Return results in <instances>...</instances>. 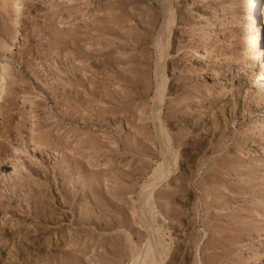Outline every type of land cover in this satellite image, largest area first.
Here are the masks:
<instances>
[{"label": "rangeland", "instance_id": "374dc122", "mask_svg": "<svg viewBox=\"0 0 264 264\" xmlns=\"http://www.w3.org/2000/svg\"><path fill=\"white\" fill-rule=\"evenodd\" d=\"M8 1H0L5 6H0V148L24 157L32 150L31 136L59 131L62 149L45 151L43 164L53 167L60 153L72 154L81 161V173L69 175L64 188L60 176L47 186L34 185L44 198L24 199L32 189L7 186L13 168L0 169V264H71L82 255L83 264H105L98 257L116 246H124L126 254L131 232L142 229L136 192L154 165V152L145 145L158 150L148 111L155 89L152 41L161 21L158 3ZM172 1L177 24L166 75L174 101L164 108V118L179 136L181 171L161 189L165 195L156 196L163 211H173L174 205L181 213L180 223L169 217L175 240L169 264L207 263L204 252L209 256L218 249V256L229 255L218 264H264V98L251 94L250 75L243 68L250 58L256 68L255 27L243 12L249 0ZM258 17L264 24V15ZM250 143L253 148L245 151ZM2 154L0 163H7ZM90 171L100 176L95 197L80 182ZM197 179L209 183L203 189ZM181 181L190 190L166 198ZM71 188H76L73 196L62 199ZM100 201L114 206L111 211L100 208L110 212L104 213L107 224L84 233L76 215ZM33 204L41 209L39 215L32 214ZM10 216L22 225L9 227ZM205 244L222 247L216 251ZM80 249L87 252L76 253Z\"/></svg>", "mask_w": 264, "mask_h": 264}, {"label": "bare ground", "instance_id": "6f19581e", "mask_svg": "<svg viewBox=\"0 0 264 264\" xmlns=\"http://www.w3.org/2000/svg\"><path fill=\"white\" fill-rule=\"evenodd\" d=\"M0 1L2 3L5 0H3V1L0 0ZM6 1L9 2L8 0H6ZM156 1L158 3L159 9H160V17H161L160 19H161V21H160L159 27H157L158 29H157L156 34H155V36L153 38V41H152V45H153V48H154V57H155L154 61H153L154 62L153 63L154 64V74L153 75H154V82H155L154 88L155 89L153 90L154 91L153 94L150 96V103H149L150 105L149 106L147 105V106L149 107L148 111H149V115H150V118H151V124H152L151 128H152V131L154 133V136H153L154 137V143L157 144L158 150L155 149V148H154L155 149L154 150L153 148L149 147V145L148 146L145 145V149L148 147V149H150L149 151L152 150L154 152L153 156L150 157L154 161V165L151 168V170L147 174H145V176L143 177L141 182L138 184V189H137V192H136L137 218L139 220L138 222L142 226V229L141 230H138V229H135V228H134L135 230L132 229L133 232H131V233L133 234L134 238H130V240L128 239V237H130V236H128L126 238V239H128V241H130V242L127 241L128 245L126 244L127 246H125V247H128V252L126 251V254H128V255L125 254V251L122 248L124 246H122L120 248L116 246V248L113 247L115 250L113 249L112 252L111 251L106 252V255H104V257H102V258L98 257L100 260L102 259L103 263H105V264H169V261L173 257V251L174 250H173L172 245H173V242L175 241V240L172 241V234H170L171 233V230H170L171 229V225H169V223H170L169 221L172 220V219L175 220V221H178L179 217L181 216L180 215L181 214L180 211L178 213V209L177 210L173 209V208H175V206L172 205L174 202H171L173 198H171V201H170V203H172L171 205L173 206V208H171L173 211H170V212H167L168 210H170L168 208H166L168 210L165 209V211H163L161 209V207H159L160 206V204L158 203L159 201L157 202V200H156L157 199V197H156L157 194H161V195L164 194V193L163 194L161 193V192H163V191H161V189L164 186H169L171 184V182L175 179L176 174H178L179 171H181V167H180V163L181 162L179 161L180 160V150H179L180 142L178 141V137L179 136H176L177 134H172L173 132L170 131V129H169L170 127L167 126L168 123L165 122V118H164V112H165L164 108L166 107V105L173 104V101H174L168 95L169 94L168 86L170 84L168 85V83H167L168 77L166 75V73H167L166 72V67L168 66L167 63L169 61L168 59H170L169 57L171 55V50H173V44H174L173 43V36H174V33H175L174 29H175L176 24H177V16H176L175 7H174V4H173L172 0H156ZM1 3H0V6H2V9H3V6L7 5V4H5V2H4V5H1ZM4 9H5V6H4ZM243 10H244L243 11L244 15L247 16V21L251 25H254V27H255L252 30V32H251V34H252L251 36H252L253 41H255V43H256V46L254 47V52L252 53V55L254 56L255 61H256L255 62L256 63V68L253 66L254 64H252L253 63V59L252 58H250L251 60H247L246 59L247 61L244 60L245 62L243 63V68H244V71H245L244 74L250 75L249 82H248L250 84V88H248V89H250L251 94H254V97L256 96L257 98H261L262 99V98H264V24H262V20L259 19L258 16L264 15V0H249L248 3L244 6ZM0 11L2 12V10H0ZM1 12H0V17L2 15ZM232 51H234V49ZM241 63H242V61H241ZM247 81H248V78H247ZM192 92H194V91H192ZM192 92H190V93H192ZM0 94H1V92H0ZM251 94H250V96H252ZM189 96L191 97L193 95H189ZM174 106H176V105L174 104ZM170 108H171V106H170ZM170 108H168V109H170ZM214 116H216V115H214ZM218 116L220 117V115H218ZM225 123H226V121H225ZM219 124H217V125H219ZM59 127H61V126H59ZM2 129H3V127H2ZM58 130H60V129H58ZM58 130H56V131H58ZM172 130H174V129H172ZM58 132L55 133V134L53 132H47L44 136H37L35 138L33 137L35 135L31 136V138H30L31 140L30 139L29 140H30V142H33V147H32V150L30 152L28 150L29 153H27L26 156L23 155L24 157L7 155L6 153H4L2 148H0L1 154L3 152L1 159L2 160L9 159V161H7V163H6V161L0 163V169L6 170L7 168H9L11 166L13 168L12 171L8 175V179H10L12 182H8L7 186H13L14 185V186H16L17 190H20L22 186L24 187V185H28L30 190L32 189L28 194L27 193L23 194L24 199H31V198L32 199L33 198L34 199H42V198H44L45 194L41 195L40 193H38L39 190H38V192H36L35 189H34L36 186L34 187V185H38L41 182H43V184L45 185V183H49L50 182L51 178H53V177L57 178V177L60 176L61 178L59 180H60V183H62L60 185H62V187H63V185L67 182L66 179L69 178V175H71V174L74 175L75 171L76 172H80V170H78V168L81 167V161H79L78 158L74 157L72 154L66 155L64 153H60V158L58 159V161H56V164H54L53 167H49L48 165H44L43 164V158L46 155L45 151H47V153H50L51 151L56 149L59 152L62 149L61 148L62 147L61 146L62 145V142H61L62 139L59 140L60 139V136H59L60 134ZM174 133H176V132H174ZM16 138H18V137H16ZM16 138H14L13 141ZM19 139H21V138H19ZM29 140H28V142H29ZM180 141H182V140H180ZM183 142H185V141H183ZM151 143H153V142H151ZM183 144H181V145H183ZM2 146H3V143L0 142V147H2ZM59 146H61V147H59ZM247 147H249V148H246V149L243 148V149L245 151H249L250 148H253V143H250ZM148 149H146V150L148 151ZM25 150H27V149H25ZM37 153H39V156H38ZM155 155H156V157H155ZM260 158H264V151H262V154H261ZM50 173H51V176H50ZM37 174L39 176H35ZM33 176H35L36 178H33ZM71 180L72 179H70V181ZM192 180H193V178H192ZM197 180H196V182H197ZM70 181H69V183H71ZM80 182H83V183H81V185L84 184V187L86 186L87 190L89 189L90 193L91 194L93 193L92 195H93V197H95V193L97 191V183L100 182L99 174L96 173V172H92V171H90L89 174L86 172V175L83 176V178H82V180ZM202 182H201V179H200V181L198 180L197 184L202 186L203 184H205L204 182L209 183L206 180H202ZM178 183H180V184H178V186L176 185L177 187L175 186L176 187L175 190L172 189L173 190L172 192L171 191L167 192L166 198L170 197V196L171 197L172 196H176L177 193H181V192L186 191V190L189 189V187H188V185L186 183H184L182 181L178 182ZM191 183H195V182L192 181ZM197 184H196V186H197ZM66 185H65V187H66ZM207 185H209V184H207ZM45 186H47V185H45ZM36 189H38V188H36ZM71 189L72 190L70 192H68V191L65 192V190H64V192H62V195H63L62 199L66 200V197H68L69 195L71 196V194H73L75 192V190H76V188H75V190H74V188H71ZM80 189H83V188L80 187ZM203 189H204V187H203ZM203 189H202V192L205 194L206 192H204L205 190H203ZM207 190L209 191V189H207ZM33 191H34V193H32ZM208 191H207V193H208V195H210ZM203 197H204V195H203ZM163 198H161V199H163ZM204 198L206 199V197H204ZM45 199H46V197H45ZM58 200L59 199H57V202H58ZM164 201H166V199ZM167 201H168V199H167ZM39 202H38V204H39ZM48 202H51V201H48ZM53 202H55V201H53ZM66 202L67 201H65V203ZM177 203H178V201H177ZM195 203H194V205H196ZM204 203H205V201H204ZM33 206H34V204L32 205V207ZM36 206L37 205H35L33 207V209H32L33 213L32 214L39 215L38 212L41 209L37 208L38 206L37 207ZM101 206H102V208L104 206V208H106L108 211H111L112 208L114 207V206L113 207L111 206V203L109 201H100V202L94 203L93 207L92 208L90 207L91 209L89 208V210L87 209V211H85V210L82 211L81 210L79 214L77 213L75 220L77 221L78 224H80V226H81L80 228H81V230L84 233L85 232L87 233L89 231V229L92 230V231H95L96 229L99 230L98 227L102 223L107 224V220L105 219V216H106L105 214L106 213L110 214V212H106V213L104 212L105 213L104 214L103 211H101L102 209L100 210ZM166 206H167V204H166ZM196 208H192V209H196ZM90 210H92V211H90ZM182 212H183V210H182ZM44 213H45V211H44ZM193 213L195 214V212H193ZM111 214H113V211L111 212ZM172 215L174 217L169 220V217L170 216L172 217ZM205 215H204V218H205ZM201 218L203 219V216ZM178 222H176V223L179 224L180 222L179 223ZM188 222H189L188 225H190V220ZM199 222H200V224L202 223L201 220ZM203 222L205 223L206 221H203ZM8 225H9V227H13L14 228V227L20 226L22 224H21V221L19 219H17L16 216H10V217H8ZM173 226L174 225H172V227ZM178 226H180V225H178ZM182 227H183V225H182ZM206 227H207V224H206ZM12 229L9 232H11ZM183 229L184 228H181V230H183ZM205 231H207V230H205ZM184 233H186V232H184ZM129 235H130V233H129ZM223 235H225V234H223ZM208 236H210V235H208ZM117 238H118V236H117ZM217 240H219V239H217ZM222 240H221V242H222ZM194 241L195 240L193 238V242ZM211 242H213V241H210V243ZM214 242H215V239H214ZM74 243H75V240H74ZM194 243H197V241L194 242ZM188 244H189V246L191 245L190 243H188ZM194 245H193V248H194ZM215 245H216V243H215ZM205 246H206V244H205ZM205 246H203V250H204ZM208 246H210V245H208ZM211 246H210V248H212ZM217 246H218V244H217ZM219 246L217 248H219ZM216 247L214 248V246H213L212 249L216 250ZM220 247H222V246H220ZM207 248H209V247H207ZM204 251H206V250H204ZM72 252H73V250H72ZM78 252L81 255V254L86 253L87 251L85 252L83 249H80V250H77L76 253H78ZM209 252H211V251H209ZM217 252H219V249H218ZM217 252H215L213 250V252H211V254L209 253L210 254L209 256H206L207 253L204 252L205 256H202V257H205L206 259L209 258V260L207 259L208 261L205 260L207 263H205V262L204 263L205 264H218L219 259H221L226 254H228L227 252L224 251L225 252L224 256H222L223 254L221 255V253H219L221 256H218ZM220 252H221V250H220ZM58 253L60 254V251ZM54 254H53V256H54ZM56 254H55V256H56ZM70 254H72V253H70ZM229 254H230V252H229ZM124 255H126V257H128L125 262H123V260H122L123 259L122 257ZM86 256H87V254H86ZM194 256H196V254ZM226 256H229V255H226ZM75 257H77V256H75ZM78 257H79V255H78ZM63 258H64V256H63ZM82 258H83V255H82ZM82 258L80 256V258H78V259H76V261H72V262H74V264L75 263L76 264H83V259ZM224 258H222V260ZM225 259H227V258H225ZM95 260H93V261H95ZM203 260H204V258L202 259V261ZM222 260L220 262H222ZM69 261H68V263H69ZM93 261H92V263H93ZM202 261H199V262H202ZM72 262H71V264H72ZM86 263H87V261H86ZM65 264H67V263H65ZM84 264H85V262H84ZM97 264H101V263L98 262Z\"/></svg>", "mask_w": 264, "mask_h": 264}]
</instances>
